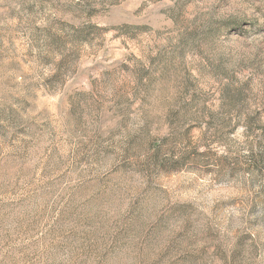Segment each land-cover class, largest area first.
I'll return each instance as SVG.
<instances>
[{"label": "rangeland", "instance_id": "rangeland-1", "mask_svg": "<svg viewBox=\"0 0 264 264\" xmlns=\"http://www.w3.org/2000/svg\"><path fill=\"white\" fill-rule=\"evenodd\" d=\"M0 264H264V0H0Z\"/></svg>", "mask_w": 264, "mask_h": 264}]
</instances>
